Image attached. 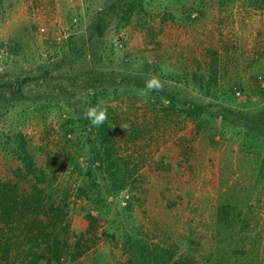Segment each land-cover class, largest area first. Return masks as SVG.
Returning <instances> with one entry per match:
<instances>
[{"label":"rangeland","instance_id":"1","mask_svg":"<svg viewBox=\"0 0 264 264\" xmlns=\"http://www.w3.org/2000/svg\"><path fill=\"white\" fill-rule=\"evenodd\" d=\"M92 100L129 173L115 191ZM17 132L65 204L67 250L84 248L34 264H142L129 235L190 264H264V0H0V178Z\"/></svg>","mask_w":264,"mask_h":264},{"label":"trees","instance_id":"2","mask_svg":"<svg viewBox=\"0 0 264 264\" xmlns=\"http://www.w3.org/2000/svg\"><path fill=\"white\" fill-rule=\"evenodd\" d=\"M44 68L42 76H46ZM19 79L9 85L10 90L5 95L19 87ZM97 104L92 100L91 106ZM90 106V107H91ZM185 113L201 123L200 109L196 105H186ZM97 133L102 146L99 153V163L106 164L108 182L112 190L122 188L127 182L128 170L119 165L109 154L110 142L107 138V125L97 127ZM245 136L250 133L244 132ZM18 139L13 155L18 162L13 169V176L0 178V264H34L40 259L48 263L54 258L58 263L66 257H76L83 251L78 239L72 244V249L67 250L68 243L61 237L65 230V204L55 201L45 192L52 183V178L45 168L33 157V151L25 142L23 135L17 132ZM253 136V141L260 138ZM251 136V137H252ZM251 143V141H249ZM263 145V143H262ZM110 169V170H109ZM221 200V198H220ZM220 202L216 212L217 225L228 220L226 209ZM222 210V212H221ZM67 225V222H66ZM218 227V235L222 234ZM128 246L138 254L142 264H190V255L182 259L173 260L172 252L155 243L148 244L140 239L128 236ZM240 247V246H239ZM64 258H62V256ZM211 264H220L217 256Z\"/></svg>","mask_w":264,"mask_h":264},{"label":"clouds","instance_id":"3","mask_svg":"<svg viewBox=\"0 0 264 264\" xmlns=\"http://www.w3.org/2000/svg\"><path fill=\"white\" fill-rule=\"evenodd\" d=\"M163 87L157 76H153L145 82V89L147 91H162ZM103 105L104 102L102 100L98 101L96 105L89 107L84 113V117L90 121L93 127H99L107 120V108Z\"/></svg>","mask_w":264,"mask_h":264}]
</instances>
